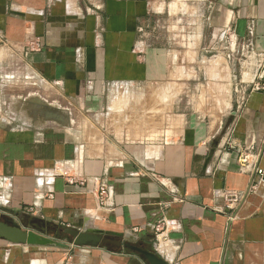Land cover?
<instances>
[{"label":"crops","instance_id":"0c3cea01","mask_svg":"<svg viewBox=\"0 0 264 264\" xmlns=\"http://www.w3.org/2000/svg\"><path fill=\"white\" fill-rule=\"evenodd\" d=\"M224 3L220 34L244 45L250 38L264 53V0ZM148 13L147 0H0V50L9 52V70H22L19 78L9 75L7 82L19 85L9 94L28 96L34 80L90 118V124L66 123L49 117L42 104L32 107V100L25 109L37 123L0 118V209L13 214L4 219L46 233L77 226L116 234L165 264H264V176L256 173L264 170V88L247 93L245 103L237 100L244 92H232L258 74L240 75L236 84L219 52L208 66L216 69L215 98L222 104L182 110L174 101L169 112L152 110V125L146 122L151 112L133 105L115 113L128 118L125 129L102 128L113 83L153 86L161 97L172 81H183L172 71L170 46L138 41ZM188 80L185 74V88ZM188 93L185 99L201 97ZM0 264L147 263L123 245L57 249L0 239Z\"/></svg>","mask_w":264,"mask_h":264},{"label":"rangeland","instance_id":"374dc122","mask_svg":"<svg viewBox=\"0 0 264 264\" xmlns=\"http://www.w3.org/2000/svg\"><path fill=\"white\" fill-rule=\"evenodd\" d=\"M223 3L224 0H147L149 15L140 25L143 30L138 34L140 36L138 41H144V43L149 44L164 45L166 47L170 46V50L175 53L174 64H172V66L175 67L174 70L172 67V71L177 75L176 77L183 79V81H172V88H166L163 92H161L163 93L161 94V97L158 92L156 93V88L153 86L132 88L131 90H128L129 97L126 99L124 97L120 99L125 93L124 90L115 91L110 94V101L105 107L109 108L116 106L117 108H121L122 106L133 105L131 102L136 101V99L132 96L137 95V92H139V95L142 98L140 106L143 107V109H148V112H151L146 115V122L152 125L153 120L152 117H150L152 110L154 111L155 109L156 111V109H161L164 112H169L171 108L170 103L174 101L178 102L177 106L179 109L182 108V110H184L187 106H192L190 105L191 103L193 106H198L200 109L204 106L210 107V105L218 102L219 104H222L224 101L223 98L219 100L215 98V88L219 85L216 81H214L217 78L216 69H214L213 66L211 67V65L208 66V64H212L209 63L210 61L212 62L213 60H217L219 58V52L224 53V56H221L224 60H227L226 63L230 66L231 75L233 74V65L236 66V84H238V81L241 78L240 75L244 76L245 74V76L248 75L247 77H251L252 74L257 75L264 72V59L260 62L261 59L252 58L251 49L249 47L247 48L242 42H238V40L232 36L220 34L218 29L222 27L217 26L221 23L217 20L218 14L220 11H223V9H228L227 3ZM233 42H235V45L232 47L231 43ZM8 56L9 52L2 48V50H0V64L2 65L1 68H4V70L1 69V74L2 77H4L2 80L4 81L3 85L5 87V91L2 92L4 93V96L2 97L0 104V118L2 120H8L10 118L12 119L11 121L17 125L30 121L37 123L38 118L35 119L34 115L30 114L28 110L25 109V107L30 109L29 105L26 104L32 100V103H30L32 107L41 108L40 106L42 104V108L47 110L45 112H51L56 115L63 114L66 118V123L69 122L72 124L76 122L78 125L90 124V118L83 115V112L81 114L78 106L75 107L71 105V103L65 98L57 100V97L53 96L51 91L48 90L47 92L46 89H41V86H39V84L34 80H30L32 83L27 84L28 88L32 90L28 96L19 97L9 94L10 91L19 90V85L15 86L7 82V80L10 81L9 75L15 73L12 75L11 79H13L16 74H18L19 78L22 70L18 67H16V69L9 70L6 66ZM185 74H187L189 78V83L186 88V82L184 81ZM226 74L228 76V73ZM248 79L243 78L245 81ZM251 88L252 85L244 82L239 84V86L236 85L232 92L233 94L234 92H244V97L242 99L238 98L237 100L239 103H245V96L251 91ZM224 90L227 92L228 88L226 87ZM224 90L222 91V94H224ZM185 91H189V95L191 94L190 92H193L194 96L199 95L201 97L185 99ZM141 98L137 101L140 102ZM230 99L231 98L225 99V106H228ZM125 101H127V103ZM144 112L146 111L144 110ZM108 120L111 121L112 125H114L113 127L124 129V125L120 122L118 123L117 117L114 119L111 115ZM157 122L161 124L162 119H159L158 117ZM86 130V135H91V132L87 129V127ZM105 132L107 133V131ZM113 132L124 134V132L120 130ZM101 133L103 135L104 131H101L100 134ZM144 133H149L147 135H150L154 132L146 130ZM0 212L7 216H2L3 219H9L8 216L13 217V214L9 211L0 209ZM24 212V210H18L14 214L24 217ZM14 223L17 225V221ZM20 227L27 228V226L22 224H20ZM63 228L64 227L62 226L49 228L46 235L57 241L70 244V246L72 245L73 249L81 247L82 245H73L70 237L62 234ZM71 228L80 227L72 226ZM87 246L100 247L96 244H89ZM103 247L108 250L117 248L112 245H105Z\"/></svg>","mask_w":264,"mask_h":264},{"label":"water","instance_id":"95a60500","mask_svg":"<svg viewBox=\"0 0 264 264\" xmlns=\"http://www.w3.org/2000/svg\"><path fill=\"white\" fill-rule=\"evenodd\" d=\"M232 73L236 74V66L233 65ZM49 117L59 119L60 121L66 120L63 114H53L48 112ZM66 122V121H65ZM64 122V123H65ZM223 131V128L222 130ZM218 136L213 140V148L216 147ZM62 233L69 236L73 245H89L96 244L100 247L105 245H112L117 248L122 245L129 250L137 253L147 264H165L156 253L145 249L142 245L122 244L120 236L102 231H85L80 228L67 227L62 230ZM110 236L116 237L115 239L109 238ZM0 239L16 245L37 246V247H51L57 249H69L70 244L57 241L46 235L45 228L34 227V229H27L17 226L16 224L5 221L0 217Z\"/></svg>","mask_w":264,"mask_h":264},{"label":"built area","instance_id":"2783aa9c","mask_svg":"<svg viewBox=\"0 0 264 264\" xmlns=\"http://www.w3.org/2000/svg\"><path fill=\"white\" fill-rule=\"evenodd\" d=\"M252 33H253L252 32V29L249 28V30H248L249 36H252ZM244 46H246L247 48L249 47L251 49L252 58L254 57V58L261 59L260 62H262V60L264 59V53L263 52H260V51H257V50H255L253 48L252 42H251L250 38L247 39V42H246V44ZM250 85H252L251 91H254V90H262L264 88V72H261L260 74H258V79L257 80H253ZM111 87L114 89L113 92H115V91H123L124 90L125 93H124V95L121 96L120 99H122V97H124L125 99L127 97H129V94H128L129 91L128 90H131L132 89L131 87H128V86H126V85H124L122 83H119V82L118 83H113L111 85ZM132 97L135 98L136 101L131 102V104H133L135 106L137 105L138 107H140V103L142 101V98L139 95V93L137 92V95H134ZM140 98H141L140 102L137 101ZM125 102L127 103V101H125ZM133 105H130V106H133ZM130 106H122L121 108H118L117 110L114 109L115 111H112L110 109V107L109 108H106L101 113L102 118H104V123H103V126H102L103 130L104 131L105 130H110V128L113 126L111 124V121L108 120V119H110L111 115H112V117L113 116L114 117H117L118 123L120 122L122 125L128 124L129 123V120H128V118L125 115L124 116L123 115H118L117 116V115H115V113L120 114L119 112H121L123 109H126V108H128ZM140 120H142V118H140ZM135 121H136V119H135ZM124 129H125V127H124ZM62 172L64 174L67 173L65 171H62ZM256 173H257L258 176H264V170L257 169L256 170ZM73 180H74V178H72L70 181L73 182ZM104 192H105V185H104V183H100V193L102 194ZM231 207H232V205H229L227 208L229 209ZM158 227L159 226H156L155 227V230L156 231L158 230Z\"/></svg>","mask_w":264,"mask_h":264},{"label":"bare ground","instance_id":"6f19581e","mask_svg":"<svg viewBox=\"0 0 264 264\" xmlns=\"http://www.w3.org/2000/svg\"><path fill=\"white\" fill-rule=\"evenodd\" d=\"M174 1H175V0H174ZM168 102H169V101H168ZM151 134H152V133H151ZM84 230H85V231H88V232H90V231H93V232H94V231H96V232H97V231H100V230H94V229H84ZM164 244H165V243H164ZM165 248H166V247H165ZM167 249H168V248H167ZM169 250H170V249H169Z\"/></svg>","mask_w":264,"mask_h":264}]
</instances>
